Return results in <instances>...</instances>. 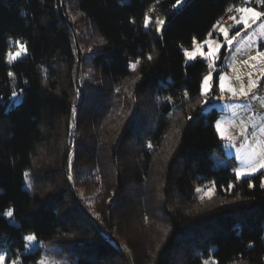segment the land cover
Instances as JSON below:
<instances>
[{"label":"trees","instance_id":"obj_1","mask_svg":"<svg viewBox=\"0 0 264 264\" xmlns=\"http://www.w3.org/2000/svg\"><path fill=\"white\" fill-rule=\"evenodd\" d=\"M243 2L0 0L3 264H40L50 244L68 264H264V169L236 177L218 71L201 91L198 42Z\"/></svg>","mask_w":264,"mask_h":264},{"label":"rangeland","instance_id":"obj_2","mask_svg":"<svg viewBox=\"0 0 264 264\" xmlns=\"http://www.w3.org/2000/svg\"><path fill=\"white\" fill-rule=\"evenodd\" d=\"M252 8L257 12H262L260 8L255 6ZM245 20H247V24ZM245 20L241 27L235 30L234 27L232 29L227 27L218 33L219 27H213L209 32L212 35L208 33L203 40L198 42L202 49V58L208 61L209 67L211 65L205 73V75H209L210 72L212 74L209 80L211 89H213L214 76L217 71L219 72L218 92L212 95V99L222 112L217 119L219 125L215 124V126L218 129L221 142L225 145L226 154L235 159V175L236 169H241L249 173L248 175L257 172L262 169L258 164L254 171L249 165L264 159V55H261L264 53V17L259 20L249 18ZM237 31L240 32L239 36L235 35ZM225 32H227L226 36ZM233 36L235 39L232 44H227V40ZM10 45V61L16 60L24 54L25 47L21 42L11 40ZM223 48L225 52L222 55ZM210 52L212 55H208ZM221 84L225 89L223 93L220 90ZM253 84L255 87H250ZM202 89L203 79L201 91ZM242 92L247 95H242ZM17 94L16 97L11 96V102L15 103L21 99L22 93ZM223 160L224 158L219 157L217 163L223 162ZM197 189H199L196 191L197 196L201 199L210 198L213 193L210 186H198ZM80 195L84 203L88 205L100 201V198L98 201L96 196V190L89 193L81 190ZM48 247V250L43 251L40 264H68L66 256L60 259L52 256V252L58 253V248H54L51 244ZM34 248L33 245H28L25 252L33 251ZM64 254L74 256L71 251ZM205 261L209 262V260Z\"/></svg>","mask_w":264,"mask_h":264},{"label":"snow or ice","instance_id":"obj_3","mask_svg":"<svg viewBox=\"0 0 264 264\" xmlns=\"http://www.w3.org/2000/svg\"><path fill=\"white\" fill-rule=\"evenodd\" d=\"M258 2H264V0H258ZM176 3L179 5V4L182 3V0H176ZM241 10L244 11V12L250 13V14H251L250 18H251L252 20H259L262 16H264V12H257V11H256L255 9H253V8H248V7H246V8H243V9H241ZM229 11H232V9H229ZM73 19H75V17H73ZM230 19H235V18H234V17H230ZM155 23H156V25H157V27H156V31H157V32H161V30H162V29H161V26H163V25L165 24V20H163V19H158ZM245 23L247 24V20H245ZM148 26H149V21H148V18L145 17V27H148ZM249 26H250V25H249ZM214 27H215V26H214ZM224 34H225V36H226V35H227V32H225ZM209 35H212V34L209 33ZM235 35H236V36H239V35H240V32L237 31ZM234 39H235V36H233L231 39H228V40H227V44L231 45ZM17 55H19V53H17ZM189 55H190V54H189ZM208 55H212V53L210 52ZM261 55H264V53H261ZM206 58H207V57H206ZM148 59L151 60V59H152V56L149 55ZM210 67H211V65H210ZM9 75H12V74L10 73ZM211 75H212V74H211V72H210L209 75H205V76L203 77V89H202L203 94H205V95H209L210 97H211V93H212V89L209 87V80H210ZM213 87H215V82H214V81H213ZM250 87H255V85H254V84H253V85H250ZM220 90H221L222 93L225 91V89H224V87H223V84L220 85ZM241 94H242V95H245V96L247 95V93H243V92H242ZM17 95H18V94H17L16 91H13V92H12V96H13V97H16ZM233 95H235V92H233ZM206 103H207V102H206ZM216 124H217V126H218V125H219V121H217ZM217 130H218V129H217ZM222 138H223V137H222ZM148 147L151 148L152 145L149 144ZM71 159H72L71 156H69V167H71ZM256 164H258L260 168L264 169V159H262V160H258V161H256V163H253V164H250V165H249V166L252 168L253 171L256 169ZM235 172H236V177H237V178L249 174V173L244 172V171L241 170V169H236ZM25 175L27 176V174H25ZM71 178H72V177L69 176V179H71ZM250 186H251V185H250ZM197 191H199V189H197ZM7 215L11 216L12 213L9 212ZM26 239H27L28 241H33V240L35 239V237L32 236V235H29ZM4 259H5V257L2 256V255H0V264H2V262L4 261ZM13 264H15V261H13ZM205 264H208V262L205 261Z\"/></svg>","mask_w":264,"mask_h":264},{"label":"crops","instance_id":"obj_4","mask_svg":"<svg viewBox=\"0 0 264 264\" xmlns=\"http://www.w3.org/2000/svg\"><path fill=\"white\" fill-rule=\"evenodd\" d=\"M246 1H249V0H245V2ZM247 5L248 4H245L244 6H239L238 9H237V12L235 14H233L232 16H230V17H234L235 19H230V17H229V19L227 21L219 22L217 24L215 23L214 26L215 27H219L217 29V32L219 33L220 30H223V29H225L227 27H229V29L230 28L232 29V27H234V30H235V29L241 27V25L243 24V21L245 19H247V18L251 19L250 18V16H251L250 13H247V12H244V11L241 10L243 8H246V7H248V8H252L253 7V5H251V6L250 5L247 6ZM256 8H259V7H256ZM260 9H261L262 12H264V9L263 8H260ZM262 17H264V16H262Z\"/></svg>","mask_w":264,"mask_h":264},{"label":"built area","instance_id":"obj_5","mask_svg":"<svg viewBox=\"0 0 264 264\" xmlns=\"http://www.w3.org/2000/svg\"><path fill=\"white\" fill-rule=\"evenodd\" d=\"M263 2H258V0H249L247 2H243L238 6H233L230 9H232V11H229V9L218 19V21L216 22L219 23L221 21H224L226 19H228L230 16H232L233 14H235L237 12V9L239 6H244L245 4L248 5H253V6H257V7H261Z\"/></svg>","mask_w":264,"mask_h":264},{"label":"clouds","instance_id":"obj_6","mask_svg":"<svg viewBox=\"0 0 264 264\" xmlns=\"http://www.w3.org/2000/svg\"><path fill=\"white\" fill-rule=\"evenodd\" d=\"M246 2H247V1H246ZM263 3H264V2H263ZM263 3H262V5H264ZM262 5H261V6H262ZM256 7H257V6H256ZM259 8H261V7H259ZM263 9H264V8H263ZM217 21H218V20H217ZM217 21H216V22H217Z\"/></svg>","mask_w":264,"mask_h":264},{"label":"water","instance_id":"obj_7","mask_svg":"<svg viewBox=\"0 0 264 264\" xmlns=\"http://www.w3.org/2000/svg\"><path fill=\"white\" fill-rule=\"evenodd\" d=\"M261 8H264V5H262Z\"/></svg>","mask_w":264,"mask_h":264}]
</instances>
